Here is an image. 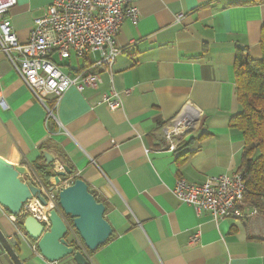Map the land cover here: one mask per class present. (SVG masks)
Here are the masks:
<instances>
[{"label":"crops","instance_id":"crops-1","mask_svg":"<svg viewBox=\"0 0 264 264\" xmlns=\"http://www.w3.org/2000/svg\"><path fill=\"white\" fill-rule=\"evenodd\" d=\"M53 1L17 0L6 17L21 43ZM137 7L138 22H123L111 72L90 70L101 77L99 90L70 88L52 117L53 95L40 102L0 52L8 106L0 107V157L34 174L32 165H46V151L54 168L67 166L87 183L113 229L94 252L70 235L89 264H264V215L256 208L246 204L250 217L216 221L172 192L180 178L201 185L241 170L245 140L231 126L242 111L235 67L239 52L262 58L264 0H139ZM52 58L76 76L99 56ZM112 89L124 103L116 111L99 104ZM180 115L194 117L197 128L172 153L162 130ZM20 222L0 206V230L23 264H77L73 256L47 261ZM0 264L14 263L2 251Z\"/></svg>","mask_w":264,"mask_h":264},{"label":"built area","instance_id":"built-area-1","mask_svg":"<svg viewBox=\"0 0 264 264\" xmlns=\"http://www.w3.org/2000/svg\"><path fill=\"white\" fill-rule=\"evenodd\" d=\"M138 1L54 0L45 14L34 21L29 40L21 43L11 18L6 17L17 4V0H0V52L40 102L46 105L44 96L53 95V106L48 111L52 117L61 97L70 88L75 87L80 92L86 88L99 90L102 85L101 77L90 70L102 68L108 73L111 72L121 54L117 47V37L124 20L138 22ZM73 53L78 57L97 54L99 59L90 69L70 76L53 60L52 55L68 58ZM99 104L106 105L111 111L121 109L124 105L122 95L115 89L104 94ZM0 107L4 111L8 110L1 91ZM196 128L197 120L192 116L180 115L169 122L162 130L166 150L175 153ZM62 169L64 170L62 165L54 168L56 173ZM245 176L243 171H239L232 176L221 175L209 179L201 185L191 184L180 178L172 192L182 203L191 205L198 214L208 212L216 221L244 219L251 216L245 212ZM26 179L33 181L42 191L48 206H43L37 198H33L24 205L19 217L11 218L16 222L32 216L48 230L51 226L50 212L59 210V192L62 188L73 185L75 177L67 175L58 183H51V191L35 172L30 173ZM256 214L257 211L254 212ZM198 242L199 234L192 237L190 245ZM2 251L0 247V254Z\"/></svg>","mask_w":264,"mask_h":264},{"label":"water","instance_id":"water-1","mask_svg":"<svg viewBox=\"0 0 264 264\" xmlns=\"http://www.w3.org/2000/svg\"><path fill=\"white\" fill-rule=\"evenodd\" d=\"M238 49L244 50L241 46ZM244 57L246 60L249 58L247 53ZM44 156L45 166L54 164V155L45 151ZM30 173L26 167L14 166L0 157V206L16 218L20 216L24 205L33 198H37L43 206H48L42 191L33 181L26 179ZM67 175H72V170L64 166V172L58 173V176ZM58 205L59 210L50 212L51 226L48 230L32 216L21 221L22 228L29 239L35 242L40 254L50 263L73 256L77 264H89L84 253L77 251L73 241L78 236L84 248L94 252L110 240L113 229L105 219L106 206L98 201L89 191L87 183L80 179L70 187L61 189ZM72 233L77 235L76 239L69 241ZM0 247L14 264H23L13 244L1 230Z\"/></svg>","mask_w":264,"mask_h":264},{"label":"trees","instance_id":"trees-1","mask_svg":"<svg viewBox=\"0 0 264 264\" xmlns=\"http://www.w3.org/2000/svg\"><path fill=\"white\" fill-rule=\"evenodd\" d=\"M261 48L262 58L257 61L250 58L246 60L242 52L238 54L235 74L238 101L242 111L233 117L231 126L240 130L245 140L240 170L246 175L247 190L244 201L264 215V27ZM31 167L44 185L50 188L49 171H52L53 164H35ZM76 180L78 178H75L74 182ZM69 222L71 223L70 220Z\"/></svg>","mask_w":264,"mask_h":264},{"label":"rangeland","instance_id":"rangeland-1","mask_svg":"<svg viewBox=\"0 0 264 264\" xmlns=\"http://www.w3.org/2000/svg\"><path fill=\"white\" fill-rule=\"evenodd\" d=\"M50 171H49V175L51 176V179H50L51 182L50 183H58L61 180L60 178H62V177L59 178L58 173H56L54 170V167H52V171L51 172ZM59 172H64V170L62 169Z\"/></svg>","mask_w":264,"mask_h":264}]
</instances>
